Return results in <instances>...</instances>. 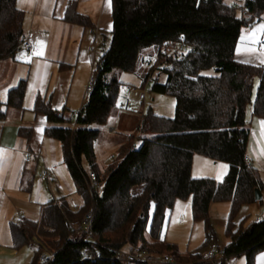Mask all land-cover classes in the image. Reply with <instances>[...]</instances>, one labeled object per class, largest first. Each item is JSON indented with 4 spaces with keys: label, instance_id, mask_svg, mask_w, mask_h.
Instances as JSON below:
<instances>
[{
    "label": "trees",
    "instance_id": "16d2710c",
    "mask_svg": "<svg viewBox=\"0 0 264 264\" xmlns=\"http://www.w3.org/2000/svg\"><path fill=\"white\" fill-rule=\"evenodd\" d=\"M110 4L109 42L94 63L92 88L81 108L71 118L62 112L59 116L40 96L33 107L47 120L46 136L60 144L62 162L81 205L73 210L64 198L50 200L39 206L36 220L10 222L11 246H30L29 264H123L111 260V248L127 245L156 254L166 251L190 264H225L236 255L254 264L255 255L264 251V212L259 220L231 230L240 207L260 202L254 200V191L264 190L258 170L245 160L247 108L252 117L264 119V64L238 62L234 50L241 32L264 12V0L242 4L110 0ZM63 20L93 27L74 2L67 4ZM23 23L17 0H0V60L12 57L20 47ZM179 42L189 46L181 57L171 50ZM146 49H151L147 57L153 62L138 88L173 97V116H159L150 106L144 111L147 105L139 102L135 134L126 137L106 165H100L95 153L100 127L122 113L116 108L121 81L110 74H134L146 58ZM160 73L163 82L158 80ZM24 92L25 81L20 80L0 101V120L7 108H22ZM195 155L226 163L223 179L193 177ZM90 173L101 183L91 193ZM178 199L189 200L193 220L203 223L202 246L212 242L210 204L229 203L228 240L220 256L203 260L196 251L181 258L177 247L162 239L166 215ZM90 210L92 239L69 227ZM83 250L89 259H81ZM97 253L100 258L91 259Z\"/></svg>",
    "mask_w": 264,
    "mask_h": 264
},
{
    "label": "crops",
    "instance_id": "0c3cea01",
    "mask_svg": "<svg viewBox=\"0 0 264 264\" xmlns=\"http://www.w3.org/2000/svg\"><path fill=\"white\" fill-rule=\"evenodd\" d=\"M238 1L242 4L245 0ZM30 2H32L31 6L24 2L21 6L17 5L24 12L23 38L28 39L30 47L20 46L12 57L0 60L1 102L6 100L8 92L20 80L25 81L22 108H7L5 118L0 120V216L5 211V205L7 211L10 209L12 213L17 214L19 209L21 211L25 209L32 215L33 210L27 207L26 193L32 192L35 178L38 182L35 188V204L43 193L42 183H45L47 184L46 194L48 191L52 194L51 200L64 198L73 210L81 205L79 196L71 188L72 182L62 162L60 144L46 136L47 120L44 115L35 114L33 107L36 97L40 96L49 101L54 111L62 112L66 117L71 118L77 113L85 102L83 101L85 86L96 61L97 47H101L99 53L101 55L109 42V31L112 27L110 0H31ZM70 2L75 3L78 13L89 18L92 28L73 25L63 20L66 6ZM27 11L30 12L26 16ZM261 24H264V12L247 32H241L234 50L236 61L256 66L264 64L262 63L264 47H261V44H264V35L257 32L255 39L252 36L253 30L258 29ZM93 45L94 52L90 50ZM36 52L41 54L36 55ZM150 54L151 49L144 51L146 57ZM136 80L139 82L138 79ZM125 84L137 86L136 83ZM121 93L124 97L125 93ZM133 112L138 111L133 110ZM119 114L114 116L108 124V132H110L109 127L117 129ZM246 120L249 128L246 157L248 162L258 170L264 185V134L260 124L264 119L250 115L246 116ZM28 155L30 160L27 162ZM109 156L111 157L112 154ZM106 164L107 162L104 163ZM45 169L49 173L48 179L41 181L39 175ZM227 170L228 165L224 162L214 163L200 155L193 157L191 174L195 178L210 177L221 181ZM73 196L79 199L77 204ZM263 200L264 190L261 193L260 202L240 207L233 220L231 232H235L240 225L247 226L250 221L261 216L264 211H255L256 206ZM169 214L170 211L166 215L162 239H164V229ZM228 214L229 203L210 204L209 221L212 234L209 240L218 242L222 246L228 240L226 238ZM7 217L10 218H3L2 221L7 224L8 229L10 222L28 219L22 216L15 220L11 219V216ZM203 233L205 239V232ZM1 241L6 242L2 235ZM196 251L198 250L187 253ZM262 258H264V251L255 255L254 264H264ZM225 264H246L245 257L231 256L226 259Z\"/></svg>",
    "mask_w": 264,
    "mask_h": 264
},
{
    "label": "rangeland",
    "instance_id": "374dc122",
    "mask_svg": "<svg viewBox=\"0 0 264 264\" xmlns=\"http://www.w3.org/2000/svg\"><path fill=\"white\" fill-rule=\"evenodd\" d=\"M31 0H17L19 6H21V3H28L29 6H31L30 2ZM226 3H239L238 0H224ZM19 8V7H18ZM30 11L26 12L29 14ZM25 16V17H26ZM249 29H244L242 33L247 32ZM261 47H264V44H261ZM101 52V47H97L96 51V61L99 58V53ZM146 57V56H145ZM90 69V68H89ZM148 69V67L144 66L143 64L139 65V68L135 71L134 74H125L120 73L118 71H113L110 76L117 78L121 83H136L134 85L135 87H139L141 80L143 79L144 70ZM90 73V71H89ZM92 76V73L89 74V77ZM155 76V75H154ZM134 77H137L136 79L139 80L137 82ZM78 79V78H77ZM165 79V76L163 74L158 75V80L160 82H163ZM123 80V81H122ZM127 81V82H125ZM132 81V82H130ZM139 83V85H138ZM132 85V84H131ZM121 91L118 94V101L122 100L123 96L121 95ZM131 99L133 100L131 111H123L120 113L117 119V130L114 132H108L107 127L103 126L100 127V136L98 137V140L95 142V153L97 156V161L100 165H104V163H108L110 160L109 154H112L115 149L125 142L126 137L129 135H134L136 132V123L138 116L133 112L140 110V101H139V95L140 90L137 89V91H133L130 94ZM147 105V106H146ZM145 110L148 106H150L153 110V112L159 116L164 117H172L173 116V110H174V98L168 95H163L159 93H154L149 90V87L145 90ZM76 113V112H75ZM246 116H250V107L247 108ZM116 139L119 141L117 142ZM34 185L32 188V192L26 193L27 198V207L33 210L32 215L28 211L24 209V211L18 210L17 214L12 213V210L9 209L7 211V206L5 205V211L0 216V236L2 235L6 242L1 241L0 242V264H29L30 260L32 258V248L30 246H22L17 249L13 248L11 246V238L9 236V229L7 224L3 223V218H10L7 216H11V219L15 220L19 218V216L31 219L33 220L38 218V210L39 206L43 204L46 201H49L52 199L51 195L48 191V194H46L47 184L42 183V189L43 193L39 197L38 203L35 202V194H36V185L37 180L36 178L33 180ZM71 183V182H70ZM71 188H73L71 184ZM76 204L78 203L79 199L76 196L72 197ZM5 204V203H4ZM264 211V200L263 202L259 203L258 206H256L255 212H263ZM2 217V218H1ZM10 220V219H9ZM203 223L201 221H195L193 220L190 201L189 200H176L170 209L169 218L166 222L165 229H164V240L167 243H171L176 245L177 250L179 253H181V258L184 254L187 252L193 251L197 249L200 252L205 251V246H202L204 242V233H203ZM166 252V251H165ZM168 253V252H166ZM243 259V258H242ZM243 261V260H241ZM244 263V261H243Z\"/></svg>",
    "mask_w": 264,
    "mask_h": 264
},
{
    "label": "built area",
    "instance_id": "2783aa9c",
    "mask_svg": "<svg viewBox=\"0 0 264 264\" xmlns=\"http://www.w3.org/2000/svg\"><path fill=\"white\" fill-rule=\"evenodd\" d=\"M20 46L24 48H29V42L28 39H24ZM95 46L93 45L91 47V51L94 52ZM173 54H176L177 57H181L186 53V51L189 50V46L185 44L184 42H179L176 43L172 46L171 48ZM153 62L152 57H146L143 59V65L146 67H149ZM170 67L168 66L167 69ZM149 80H147L148 82ZM92 82L93 78L92 76L88 78L87 84L85 86V95L83 97V101L86 100L89 92L91 91L92 88ZM138 88L130 85V84H125L121 83L120 84V91L125 93V96L122 98V100L117 101L116 103V108L119 112L123 111H131V106L133 103V100L130 97V93L133 91H136ZM140 90V95H139V101L143 103L145 106V89H139ZM59 116H61V113H59ZM110 132L114 130L113 127H109L108 129ZM30 160V157L26 158V161L28 162ZM245 160H248L247 157H245ZM48 170L45 169L41 172L39 175V179L41 181H45L48 179ZM90 178V183L88 185V190L91 193L93 188H100L101 183L96 181L95 175L93 173L89 174ZM259 217H256L255 220H259ZM91 223H92V211L90 210L89 212L86 213V215L80 220V221H75L71 222L69 224V227L74 230H80L82 232L86 233V237L92 239L93 234L91 231ZM223 246L218 243V242H210L206 245L205 251L201 252V258L203 260H212L218 256L221 255ZM112 250V255H111V260L118 262V263H123V264H190V263H185L176 260L171 256L170 253L163 252L161 254H156V253H151L146 250H141L138 249L137 247L133 245H127L125 247H118V248H111ZM90 256L89 254L83 250L81 253V259L82 260H87L89 259ZM100 258V254L97 253L94 256H91V259H98ZM44 257L40 258V261H43Z\"/></svg>",
    "mask_w": 264,
    "mask_h": 264
},
{
    "label": "snow or ice",
    "instance_id": "6c2138e0",
    "mask_svg": "<svg viewBox=\"0 0 264 264\" xmlns=\"http://www.w3.org/2000/svg\"><path fill=\"white\" fill-rule=\"evenodd\" d=\"M257 32H259L262 35H264V24H261L258 29L253 30L252 36H253L254 39H255V36H256ZM237 51L239 53V48H238ZM249 51H253V49H249ZM40 54H41L40 52H36V55H40ZM262 63H264V60H262ZM260 124H261L262 134H264V121H261ZM38 131H42V130L38 129ZM262 259H264V258H262Z\"/></svg>",
    "mask_w": 264,
    "mask_h": 264
},
{
    "label": "water",
    "instance_id": "95a60500",
    "mask_svg": "<svg viewBox=\"0 0 264 264\" xmlns=\"http://www.w3.org/2000/svg\"><path fill=\"white\" fill-rule=\"evenodd\" d=\"M261 199V193L258 190L254 191V200L258 201Z\"/></svg>",
    "mask_w": 264,
    "mask_h": 264
}]
</instances>
